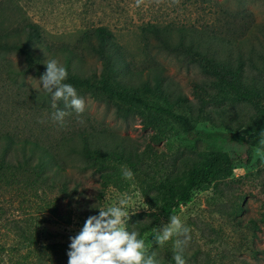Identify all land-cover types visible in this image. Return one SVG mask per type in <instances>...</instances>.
<instances>
[{"label":"rangeland","instance_id":"rangeland-1","mask_svg":"<svg viewBox=\"0 0 264 264\" xmlns=\"http://www.w3.org/2000/svg\"><path fill=\"white\" fill-rule=\"evenodd\" d=\"M26 24L41 29L42 38L34 46L38 52L48 48L44 62L55 59L63 66L62 51L72 52L70 69L81 77L102 70L83 33L106 27L113 35L114 79L136 89L149 83L148 98L191 116L199 130L243 136L258 112L252 102L221 94L218 102L199 113L191 83L208 84L214 77L194 55L233 69L242 60L240 83L264 97V0H0V34ZM154 77L160 80L157 89ZM39 78L22 56L0 52V134L38 142L53 157L47 164L55 181H65L69 190L77 187L81 198L68 202L55 187L44 193L32 183L33 176L27 184L0 186V264H67L69 236L77 234L89 215L116 205L124 194L131 197L129 207L146 203L160 215L151 202L154 188L166 180L183 179L212 151L226 152L240 163L231 177L193 191L189 202L174 210L173 215L191 229L183 258L186 264H264L260 141L250 147L227 137L186 138L162 118L140 111L123 116L114 101L92 97L85 90H76L85 101L83 113L66 109L63 101L55 102L54 108ZM178 97L187 101L180 103ZM57 109L69 113L63 125L51 118ZM79 133L93 136V146L105 152L123 151V159L111 154L104 162L106 169L96 173L77 152ZM125 168L133 172L132 179L124 178ZM102 174H108L106 185ZM95 203L97 209L91 208ZM148 214L140 209L131 216L128 230L138 231L139 224L150 222ZM150 231L142 236L149 251L157 253L160 264H175L176 237L155 246Z\"/></svg>","mask_w":264,"mask_h":264},{"label":"trees","instance_id":"trees-1","mask_svg":"<svg viewBox=\"0 0 264 264\" xmlns=\"http://www.w3.org/2000/svg\"><path fill=\"white\" fill-rule=\"evenodd\" d=\"M152 34L158 36L155 28H149ZM84 40L89 44L92 52L101 62L102 70L98 75L94 71L88 76H79L72 73L70 69L72 52H65V61L63 67L66 68L68 76L63 83L72 85L76 90H85L92 97L98 95L108 100L114 101L117 105V112L125 116L131 111H140L150 114L153 118H162L175 126L186 138L199 140L216 139L227 137L237 143H247L250 147L256 146L262 138L264 132V97L254 90L247 89L240 81L242 74L243 61L239 60L237 66L233 69L230 66L209 58L194 55V61L200 63L204 70L213 75L214 79L207 83H191L192 95L196 100L199 113H204L210 102H218V96L230 95L237 101L252 102L257 108V116L246 127L245 135L225 136L217 132H206L196 127V122L191 116L173 111L170 107L163 105L159 100L147 97L152 89L149 83L142 86L141 89L125 87L120 81L114 79L115 68L113 66L111 54V41L113 35L104 26L92 28L83 33ZM42 38L41 29L36 24H26L20 30L8 31L0 34V52L14 53L22 56L27 63L36 68V72L41 75L45 70L44 57L48 48L37 51L34 46ZM160 86V80L157 77L153 79V87L157 89ZM216 90L212 95L211 91ZM187 101L185 97H178V102ZM126 108V112L122 110ZM87 136V137H86ZM93 136L79 133L76 140L79 143L78 154L94 168L96 173L104 171L106 166L104 162L113 154L105 152L100 148L93 146ZM17 152L14 155V152ZM35 152L43 153L33 156ZM114 158L121 161L124 157L123 151L113 154ZM53 159L47 153L43 146L38 142L27 138L16 141L9 134H0V186L9 184H27V178L33 176L32 183L37 184L42 192L48 189L57 188L68 202L76 198H81V192L77 187L69 190L65 181L56 182L53 175L49 172L48 162ZM240 163L239 159L231 157L226 152L212 151L205 155L203 159L194 166L187 175L181 180H166L158 184L154 189L156 194L152 196L151 202L159 207L160 215L150 213L148 217L150 222L138 225V231L142 236L154 226H160L169 222V217L173 215L175 209L189 202L191 194L195 190H205L210 183L215 180H223L231 177L233 170ZM58 165L56 164V167ZM55 167V168H56ZM57 169V168H56ZM25 174L27 176H25ZM108 174H102L103 185L104 177ZM26 178V180H25ZM80 203V201H77Z\"/></svg>","mask_w":264,"mask_h":264},{"label":"clouds","instance_id":"clouds-1","mask_svg":"<svg viewBox=\"0 0 264 264\" xmlns=\"http://www.w3.org/2000/svg\"><path fill=\"white\" fill-rule=\"evenodd\" d=\"M44 65L46 70L38 81L50 94L53 107H56L55 102L63 101L66 109H74L77 114L83 113L84 99L77 95L72 85L63 83L68 76L66 68L55 59L46 61ZM68 114L65 110L57 109L51 118L63 125ZM261 136L260 144L264 145V132ZM123 176L132 179L133 172L125 168ZM130 199L124 194V198L114 206L101 209L95 207L96 203L90 206L97 209L98 214L89 215L77 234L69 236L67 264H160L157 253L149 251L139 231H129L127 227L131 216L136 215L140 209H144L146 213H155L157 209L150 208L146 203L142 208L133 209L129 207ZM190 231L178 216L172 215L168 223L152 227L149 236L155 246H163L175 236L172 259L175 264H186L183 253L191 241Z\"/></svg>","mask_w":264,"mask_h":264}]
</instances>
